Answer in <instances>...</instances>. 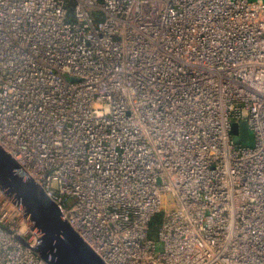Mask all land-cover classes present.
<instances>
[{
	"label": "built area",
	"instance_id": "2783aa9c",
	"mask_svg": "<svg viewBox=\"0 0 264 264\" xmlns=\"http://www.w3.org/2000/svg\"><path fill=\"white\" fill-rule=\"evenodd\" d=\"M0 148L105 264H264V0H0Z\"/></svg>",
	"mask_w": 264,
	"mask_h": 264
},
{
	"label": "water",
	"instance_id": "95a60500",
	"mask_svg": "<svg viewBox=\"0 0 264 264\" xmlns=\"http://www.w3.org/2000/svg\"><path fill=\"white\" fill-rule=\"evenodd\" d=\"M233 141L253 145V133L245 121L231 126ZM16 160L0 148V189L22 205L31 225L39 234L35 251L47 264H105L62 216L58 204L43 187L16 172ZM25 243L22 238H19Z\"/></svg>",
	"mask_w": 264,
	"mask_h": 264
},
{
	"label": "trees",
	"instance_id": "16d2710c",
	"mask_svg": "<svg viewBox=\"0 0 264 264\" xmlns=\"http://www.w3.org/2000/svg\"><path fill=\"white\" fill-rule=\"evenodd\" d=\"M160 219H161V214H156L150 221V225H149V233L151 234H155L158 224L160 223Z\"/></svg>",
	"mask_w": 264,
	"mask_h": 264
},
{
	"label": "rangeland",
	"instance_id": "374dc122",
	"mask_svg": "<svg viewBox=\"0 0 264 264\" xmlns=\"http://www.w3.org/2000/svg\"><path fill=\"white\" fill-rule=\"evenodd\" d=\"M256 1H263V0H256ZM168 199V198H167ZM166 205H168V204H166ZM159 248H160V246H159Z\"/></svg>",
	"mask_w": 264,
	"mask_h": 264
}]
</instances>
